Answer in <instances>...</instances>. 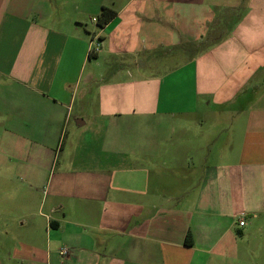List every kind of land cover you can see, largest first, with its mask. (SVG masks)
<instances>
[{
    "label": "crops",
    "instance_id": "obj_1",
    "mask_svg": "<svg viewBox=\"0 0 264 264\" xmlns=\"http://www.w3.org/2000/svg\"><path fill=\"white\" fill-rule=\"evenodd\" d=\"M114 5L0 0V264H253L264 0Z\"/></svg>",
    "mask_w": 264,
    "mask_h": 264
},
{
    "label": "rangeland",
    "instance_id": "obj_2",
    "mask_svg": "<svg viewBox=\"0 0 264 264\" xmlns=\"http://www.w3.org/2000/svg\"><path fill=\"white\" fill-rule=\"evenodd\" d=\"M88 1V0H87ZM91 1V10L93 11V13H87L86 16H85V19H86V22L84 23V26L87 25L88 27L90 28H93V29H96V21H94V18L97 19L96 15H95V10H96V5L97 4V1H99V3L102 1L104 3V0H90ZM130 0H106V4H108V6H110V8H115V5L114 4H124L126 2H128ZM87 28V27H85ZM87 30H84V32H86ZM87 33V32H86ZM107 51L106 47H105V52ZM110 61L112 60L111 57L109 59ZM109 66L107 64H105L103 62V71H104V77L105 78H111V71L108 70ZM89 69H90V66H87L84 71H83V74L82 76L84 75V79L86 77V74L89 72ZM106 75V76H105ZM180 75L181 73H177L175 74L174 76H172L169 80H167V84L166 82H164V86H163V91H162V102L163 105L161 106H165L166 103L169 101V100H166L168 99L169 95H176L175 92L173 93H170V89H168V86H169V82L170 81H173V83L175 84L176 83V86L179 85V81H180ZM178 82V83H177ZM264 91V90H263ZM259 92H262V90H260ZM250 96H251V93H246L242 98L239 99V102L237 105L235 106H229L231 107L230 109H228V111H226V114L225 115H229L228 117L226 118H223L221 120V127L220 129H218L216 135H215V142L212 143V148L214 149L215 147H223L224 144H226V140L228 139V129L230 128V126L235 122L234 118H231L230 114L233 112V111H239V109L242 108H247L249 106H251L253 103L250 102L251 99H250ZM254 105V104H253ZM228 112H230V114H228ZM0 123H2V119H0ZM2 126V125H1ZM0 126V127H1ZM208 126L209 124L204 128L205 130L208 129ZM1 131V129H0ZM249 242H251V246H252V249H253V259H255L254 263L253 264H264V255L261 254L264 252V233H259L257 230L254 231L252 234H251V238L248 239Z\"/></svg>",
    "mask_w": 264,
    "mask_h": 264
},
{
    "label": "trees",
    "instance_id": "obj_3",
    "mask_svg": "<svg viewBox=\"0 0 264 264\" xmlns=\"http://www.w3.org/2000/svg\"><path fill=\"white\" fill-rule=\"evenodd\" d=\"M116 12L108 7H103L101 14L97 18V24L100 28H104L114 17Z\"/></svg>",
    "mask_w": 264,
    "mask_h": 264
},
{
    "label": "built area",
    "instance_id": "obj_4",
    "mask_svg": "<svg viewBox=\"0 0 264 264\" xmlns=\"http://www.w3.org/2000/svg\"><path fill=\"white\" fill-rule=\"evenodd\" d=\"M94 21L97 22V19H94ZM99 49H100V44H99V42H98V43L93 44V45L91 46L90 51H91L92 53H94V52H98ZM239 224H240V226H244V225H245V221H244V220H241V221L239 222ZM66 252H67V251L64 250L62 253L65 254Z\"/></svg>",
    "mask_w": 264,
    "mask_h": 264
}]
</instances>
